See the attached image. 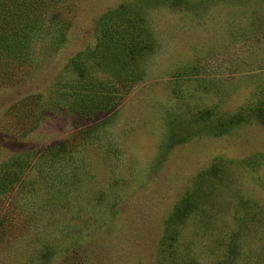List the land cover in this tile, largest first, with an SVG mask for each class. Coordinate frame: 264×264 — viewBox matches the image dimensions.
I'll return each mask as SVG.
<instances>
[{
    "label": "rangeland",
    "instance_id": "1",
    "mask_svg": "<svg viewBox=\"0 0 264 264\" xmlns=\"http://www.w3.org/2000/svg\"><path fill=\"white\" fill-rule=\"evenodd\" d=\"M122 1L66 0L26 64L0 66V164L24 163L0 195V264H264V127L248 112L230 121L264 100V0L143 4L139 79L77 121L81 81L118 89L89 55L97 17Z\"/></svg>",
    "mask_w": 264,
    "mask_h": 264
},
{
    "label": "trees",
    "instance_id": "2",
    "mask_svg": "<svg viewBox=\"0 0 264 264\" xmlns=\"http://www.w3.org/2000/svg\"><path fill=\"white\" fill-rule=\"evenodd\" d=\"M65 1L0 0V66L5 75L13 68H20L26 64L28 52L41 29L43 17L50 14L55 18L57 14L54 9ZM155 1L158 0L122 1L113 8L104 10L97 17L99 38L91 48L89 58L98 70L106 72L117 83L118 89L108 88L100 81L89 77L81 81L84 83L80 84L69 98L75 103V105L71 104L70 109V114L75 120L92 119L96 115L113 110L121 95L139 79L138 61L151 47V37L144 24L142 6ZM79 74L82 75V72ZM84 100L86 102L81 103ZM17 109L19 108L16 107L15 110ZM245 109L232 114L230 121L237 122L241 120L244 112H248L264 127V100L246 106ZM20 111V115L15 117L22 116L23 111ZM212 124L210 127L213 134L222 135L225 124L217 120ZM63 144H56L53 152L49 154L50 157L66 151V146ZM41 153L47 156L48 147H45ZM23 169L24 163L16 162L15 159L5 160L0 164L1 197L15 186L23 184ZM191 205L193 202L184 198L174 209L171 217L165 222L166 237L174 236L170 234L174 227V219L183 217L184 211Z\"/></svg>",
    "mask_w": 264,
    "mask_h": 264
}]
</instances>
